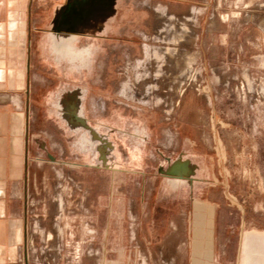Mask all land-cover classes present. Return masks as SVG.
I'll return each mask as SVG.
<instances>
[{
    "label": "rangeland",
    "instance_id": "rangeland-1",
    "mask_svg": "<svg viewBox=\"0 0 264 264\" xmlns=\"http://www.w3.org/2000/svg\"><path fill=\"white\" fill-rule=\"evenodd\" d=\"M94 13L109 30L97 63L51 73L30 116L35 206L21 264L264 254V0H83L84 28ZM79 100L111 151L64 117ZM178 159L188 172L171 171Z\"/></svg>",
    "mask_w": 264,
    "mask_h": 264
},
{
    "label": "crops",
    "instance_id": "crops-1",
    "mask_svg": "<svg viewBox=\"0 0 264 264\" xmlns=\"http://www.w3.org/2000/svg\"><path fill=\"white\" fill-rule=\"evenodd\" d=\"M82 5L83 0H0V264H21L35 206L29 192L35 160V133L30 116L38 110L37 104H45L39 88H49L51 73L53 79L65 80L67 64L72 66L73 73L81 70L79 65L83 62L96 64L99 35L102 38L101 33L109 31L108 22L98 24L96 13L95 22L90 20L84 28ZM113 14L111 6L106 20H111ZM83 35L90 42L82 50ZM65 110L67 120L71 111L77 116L73 128L89 129L93 134L91 142L99 139L106 151L113 149L106 136L84 118L81 100L74 108ZM36 159L42 163L40 156ZM188 170V161L184 159H178L171 167L178 174ZM59 205L63 211L62 197ZM246 254L245 264H256L254 256L261 259L260 255H264L259 249L247 250ZM259 261L264 264V260ZM194 264L202 262L195 259Z\"/></svg>",
    "mask_w": 264,
    "mask_h": 264
}]
</instances>
